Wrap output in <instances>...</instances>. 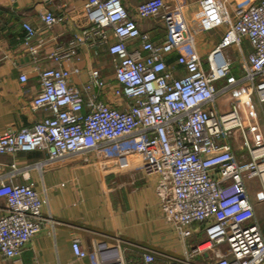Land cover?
Here are the masks:
<instances>
[{"label": "built area", "instance_id": "1", "mask_svg": "<svg viewBox=\"0 0 264 264\" xmlns=\"http://www.w3.org/2000/svg\"><path fill=\"white\" fill-rule=\"evenodd\" d=\"M198 5L191 25L181 5L166 0H142L133 14L122 0H83L79 13L86 24L46 56L65 60L82 45H106L115 82L109 85L99 69L91 68L81 89L69 82L79 72L76 66L38 68L40 85L31 106L46 114L31 125L0 131V153L41 150L46 159L34 162L41 168L46 161L73 154L86 159L92 152L104 168L156 173L155 194L164 218L182 237L194 232L192 223L203 229L191 252L168 255L167 264H194V254L207 249L213 253L210 264H264V236L245 183L258 175L264 190V0H198ZM40 17L45 28L62 18L51 11ZM150 17L165 26L161 41L137 23ZM22 26V42L36 55L46 39L28 21ZM212 30L219 36L206 41L208 48L201 51L196 35ZM243 40L250 45L247 54ZM229 46L241 53L238 76ZM19 79L26 80V74ZM107 86L121 102L83 96V91ZM11 167L5 173L0 162V198L5 203L0 253L5 257L18 256L44 223L53 222L43 214L45 199L32 183L10 179L16 166ZM71 248L77 258L88 255L78 237L71 239ZM94 249L98 264L124 263L118 242L100 240ZM142 255L146 262L155 259L151 249Z\"/></svg>", "mask_w": 264, "mask_h": 264}, {"label": "crops", "instance_id": "2", "mask_svg": "<svg viewBox=\"0 0 264 264\" xmlns=\"http://www.w3.org/2000/svg\"><path fill=\"white\" fill-rule=\"evenodd\" d=\"M122 1L133 14L134 7L142 0ZM166 1L171 6L181 5L190 24L195 23L200 11L198 0ZM82 3L83 0H0V131L31 125L46 114L44 109L31 106V99L40 85V67H78L79 72L72 73L69 82L81 89L87 83L91 68L99 69L101 78L108 80L109 85L115 82L113 56L106 45H82L76 56L65 60L56 61L46 56L57 44H64L79 25L86 24L79 13ZM45 11L62 18L45 28L40 17ZM23 21L31 23L39 30L37 36L46 39L36 55L22 42ZM137 23L154 41L164 38L166 29L158 18H140ZM108 33L112 40L111 31ZM197 35L198 47L204 51L208 46L199 42ZM32 42L36 43V38ZM20 73L26 74L27 79L21 81ZM92 94L102 101H122L108 86L83 91L85 99ZM45 159L46 153L41 150L18 151L11 155L0 153L5 173L12 170L11 163H14L16 168L10 179L15 183L31 182L45 199L43 214L53 219L52 223L43 224L18 256L5 257L0 253V264H98L94 247L100 240L109 245L119 243L123 264H167L168 255L185 257L202 239L203 229L199 223H192L194 232L182 237L164 218L155 194L156 173L116 165L104 168L92 152L86 159L81 154H73L46 161L41 168L34 166L35 161ZM253 197L255 219L264 236L263 187L261 194ZM4 205L0 198V213ZM73 237L80 239L81 246L88 252L86 257L74 255ZM219 247L224 249L223 245ZM146 249L155 253L152 262L143 258ZM212 254L210 249L198 252L192 257L193 263L210 264Z\"/></svg>", "mask_w": 264, "mask_h": 264}, {"label": "rangeland", "instance_id": "3", "mask_svg": "<svg viewBox=\"0 0 264 264\" xmlns=\"http://www.w3.org/2000/svg\"><path fill=\"white\" fill-rule=\"evenodd\" d=\"M249 1L250 0H234V2L239 3V4H245L246 2H249ZM218 32L219 31L216 32V31L212 30V31L206 32V33H199L197 35L198 41L205 43L206 41H209L210 39L212 40V39L219 36ZM216 34H217V36H216ZM241 46H242L244 53L247 54L248 51L250 50V45H249L248 41L243 40ZM227 51L229 52L231 60H232L233 71L238 76L239 75L241 53H240L239 49L237 47H234V46H229L227 48ZM260 124L264 128V123L262 121ZM247 136L249 138L250 143L253 144L251 136L248 132H247ZM243 152L245 154H247L248 151L245 148L243 150ZM239 153H242V150ZM245 183H246L247 190H248L251 201H252V198H254L253 196H259L261 194L263 183L261 181L260 176L256 175L253 178L246 179Z\"/></svg>", "mask_w": 264, "mask_h": 264}, {"label": "bare ground", "instance_id": "4", "mask_svg": "<svg viewBox=\"0 0 264 264\" xmlns=\"http://www.w3.org/2000/svg\"><path fill=\"white\" fill-rule=\"evenodd\" d=\"M260 151H261V149H260ZM261 167H264V164H262ZM263 180H264V175H263Z\"/></svg>", "mask_w": 264, "mask_h": 264}]
</instances>
